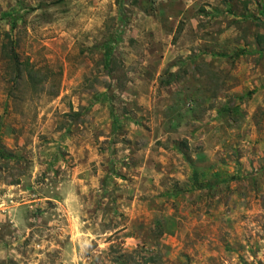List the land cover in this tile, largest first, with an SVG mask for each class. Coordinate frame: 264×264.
<instances>
[{
    "label": "rangeland",
    "instance_id": "obj_1",
    "mask_svg": "<svg viewBox=\"0 0 264 264\" xmlns=\"http://www.w3.org/2000/svg\"><path fill=\"white\" fill-rule=\"evenodd\" d=\"M262 12L0 0V264H264Z\"/></svg>",
    "mask_w": 264,
    "mask_h": 264
},
{
    "label": "trees",
    "instance_id": "obj_2",
    "mask_svg": "<svg viewBox=\"0 0 264 264\" xmlns=\"http://www.w3.org/2000/svg\"><path fill=\"white\" fill-rule=\"evenodd\" d=\"M264 13V12H262ZM257 44L260 48H263L264 49V35H259L257 37ZM16 59V57H14ZM13 60V59H12Z\"/></svg>",
    "mask_w": 264,
    "mask_h": 264
}]
</instances>
